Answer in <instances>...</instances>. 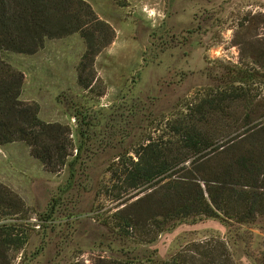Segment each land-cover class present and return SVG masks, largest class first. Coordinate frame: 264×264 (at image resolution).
<instances>
[{"label": "rangeland", "instance_id": "374dc122", "mask_svg": "<svg viewBox=\"0 0 264 264\" xmlns=\"http://www.w3.org/2000/svg\"><path fill=\"white\" fill-rule=\"evenodd\" d=\"M85 1L115 31L95 57L90 90L76 81L85 50L78 33L45 39L33 54H0L23 74L19 98L36 102L41 120L67 125L73 142L59 172L45 171L24 142L0 148V183L37 214L19 220L34 229L17 260L152 264L209 239L224 244L235 264H264V215L249 222L190 217L147 243L119 239L102 221L116 204L103 191L108 166L152 131L157 135L179 105L207 92L255 95L236 111L253 110L258 123L245 128L263 129L264 0H128L125 7Z\"/></svg>", "mask_w": 264, "mask_h": 264}, {"label": "trees", "instance_id": "16d2710c", "mask_svg": "<svg viewBox=\"0 0 264 264\" xmlns=\"http://www.w3.org/2000/svg\"><path fill=\"white\" fill-rule=\"evenodd\" d=\"M112 1L128 5V0ZM73 33L85 43L76 81L90 90L95 57L115 38L112 26L85 0H0V54H33L45 39ZM22 83L23 74L0 57V145L24 142L45 171L59 172L73 150L70 128L41 120L38 104L19 98ZM254 100L255 95L248 100L246 95L207 92L179 105L157 135L152 131L132 151L117 155L103 187L116 204L103 224L119 239L147 243L190 217L249 222L264 215V124L263 129L245 128L253 120L258 123L259 116L253 110L236 111L239 103ZM31 214L36 213L0 183V264L21 263L17 255L34 224L19 220ZM152 264L235 263L224 244L208 239Z\"/></svg>", "mask_w": 264, "mask_h": 264}, {"label": "crops", "instance_id": "0c3cea01", "mask_svg": "<svg viewBox=\"0 0 264 264\" xmlns=\"http://www.w3.org/2000/svg\"><path fill=\"white\" fill-rule=\"evenodd\" d=\"M2 147H5V146H3V145H0V148H2ZM0 150H2V149H0Z\"/></svg>", "mask_w": 264, "mask_h": 264}]
</instances>
